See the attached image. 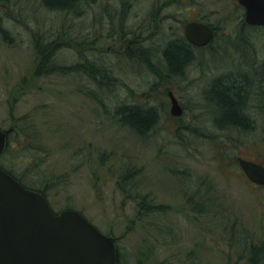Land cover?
I'll return each instance as SVG.
<instances>
[{"label": "rangeland", "instance_id": "rangeland-1", "mask_svg": "<svg viewBox=\"0 0 264 264\" xmlns=\"http://www.w3.org/2000/svg\"><path fill=\"white\" fill-rule=\"evenodd\" d=\"M51 1L0 0V127L19 132L0 163L28 185H49L55 211L80 210L116 237L117 264H264V249L261 259L251 253L264 243V185L237 162L264 163V26L241 25L236 0H188L187 14L218 34L173 75L161 65L165 38L147 39L146 30L138 48L159 43L149 62L123 57L155 0H80L70 9ZM39 46L56 68L40 63ZM86 53L108 74L85 75ZM230 73L247 84L249 130L215 123L210 85ZM127 104L153 107L142 134L122 122ZM221 152L233 156L223 172Z\"/></svg>", "mask_w": 264, "mask_h": 264}, {"label": "water", "instance_id": "water-1", "mask_svg": "<svg viewBox=\"0 0 264 264\" xmlns=\"http://www.w3.org/2000/svg\"><path fill=\"white\" fill-rule=\"evenodd\" d=\"M244 7V22L264 26V0H238ZM189 41L204 45L213 30L203 23L188 22ZM170 112L182 108L170 93ZM8 130L0 129V153ZM247 178L264 185V165L238 156ZM115 237L100 231L80 211L55 213L45 196L20 184L0 167V264H116Z\"/></svg>", "mask_w": 264, "mask_h": 264}, {"label": "trees", "instance_id": "trees-1", "mask_svg": "<svg viewBox=\"0 0 264 264\" xmlns=\"http://www.w3.org/2000/svg\"><path fill=\"white\" fill-rule=\"evenodd\" d=\"M78 2V0H52L50 2V7L60 6V9H70L72 8L73 2ZM79 3V2H78ZM48 5V6H49ZM57 8V7H56ZM1 30V27H0ZM3 30V29H2ZM40 63L44 62L46 56L42 51L38 52ZM45 57L43 60L42 56ZM165 58L169 64L171 69H178L182 62H185L188 58L187 50L177 47V46H169L166 48L164 52ZM37 72V69H36ZM245 80H242V76H234L228 75L226 77L216 78L213 83L210 85L209 89V98L217 107L216 116L214 118L215 123L219 125V127L223 126H231L236 130H249L253 127L252 121L248 118V113L246 111L247 102H248V89L246 87ZM127 110L126 113L122 117V122L131 126L136 132L143 133V130L148 129L147 127L151 125L153 120L154 112L153 107H143L142 105H131L127 104L124 106ZM19 133L16 128L13 129V133ZM9 140V139H8ZM9 149V144L6 142L5 150ZM4 150V151H5ZM228 159V163H225V160ZM252 160H256L253 158H249ZM219 170L223 172L225 168H229L232 166L233 156L225 154L224 152L219 153ZM26 161V160H25ZM257 161V160H256ZM34 161H26L25 163L33 164ZM37 164H34V167ZM0 166L5 169L10 174H13L17 177L18 180L21 181L19 176L14 174L10 169H8L4 164L0 163ZM25 187L34 188L36 191H40L45 196H47L46 190L49 189V185L39 187V185L28 186V184L21 181ZM206 190H204L203 202L206 203L208 200L206 198ZM201 203H197L196 207L199 209V205ZM200 210V209H199ZM264 249V243H260L259 246L251 245L252 255L255 257H261L260 254ZM261 259V258H260Z\"/></svg>", "mask_w": 264, "mask_h": 264}, {"label": "flooded vegetation", "instance_id": "flooded-vegetation-1", "mask_svg": "<svg viewBox=\"0 0 264 264\" xmlns=\"http://www.w3.org/2000/svg\"><path fill=\"white\" fill-rule=\"evenodd\" d=\"M178 2L176 3H171L172 0H155L153 1L152 8L150 11V16L148 17L147 21L145 22L144 19H142L144 22L142 23L143 25H141L140 27L137 28H133V32L136 31V37L135 40H131L129 43H126L125 45V49H124V53H123V57L126 58L127 60H135L136 62H145V59L147 62H149L148 57H143V56H139V52L140 51H146L149 54H151V47H153L155 49L156 44H159L157 42H155V40L150 43V46H148V51L145 49H141L138 48L139 45L136 44L139 41V38L143 36V32L144 30H146V35L145 38L147 39H155V37H164L165 38V44H159V45H163V48H160L161 50V58H162V63L161 65L163 67H165V71L167 72V74H179L182 71V68L185 67L188 63H190L193 59V51L196 49H201V48H206L209 47L214 40L216 39V36L218 34V28L217 26H215L213 23L205 20L204 18H202L201 16L198 15H189L187 14V4H188V0H176ZM237 1V0H236ZM122 5H121V9L119 12H117V16H120L126 12V7L124 5V3L121 1ZM158 3H162V4H158ZM171 7L173 8V10H171ZM240 9H241V16H242V20L240 21L241 25L245 26L244 20H243V15H244V8L239 5ZM198 5L195 4L194 5V9H197ZM184 12H186L184 14ZM143 18V17H141ZM188 22H198V23H203L206 24L207 26H209L212 30H213V37L212 39L204 44V45H196L194 43H192L191 41H189L186 37L185 34V27L186 24ZM156 29H158L156 31ZM123 32V30H122ZM132 32V31H130ZM54 39L52 41V43H54ZM142 46V45H140ZM169 46H177V47H181L185 50H187L188 52V56L190 57L189 59L187 58V60L185 62H182L181 65L179 66L178 69H171L169 67V64L165 58L164 52L166 50V48H168ZM39 46V50L42 51L44 53L46 57V59L42 56L43 60L45 59L44 62H46L45 68L48 69V67H50L51 69L56 68L57 66H54L52 64L55 63L53 56L50 55V53L48 54V52L43 48ZM46 47V46H45ZM49 47L47 46L46 49H48ZM138 48V49H137ZM91 49V48H90ZM157 49V48H156ZM155 49V50H156ZM160 54V53H159ZM158 54V55H159ZM85 62L82 61V67L84 70V74L89 76V78H93V77H98V75L101 76H105V73L108 74V66L104 65L103 69H93L92 66L90 65V61H91V57L88 53L85 54ZM151 56V55H150ZM49 57V58H48ZM150 58V57H149ZM52 63V64H51ZM43 64V62H42ZM81 66V64L79 65V67ZM49 73V71H46ZM164 73V72H163ZM170 93L177 99L178 103L180 104V106L182 107L183 110V106L179 100V98L174 94V92L172 90H168L167 91V96L169 98V102H170ZM16 128L14 125H10L8 128L6 129H10V132L7 134V141L9 139V136L13 133V129ZM22 181V180H21ZM29 187L32 185H28ZM33 187V186H32ZM34 189V188H31Z\"/></svg>", "mask_w": 264, "mask_h": 264}, {"label": "bare ground", "instance_id": "bare-ground-1", "mask_svg": "<svg viewBox=\"0 0 264 264\" xmlns=\"http://www.w3.org/2000/svg\"><path fill=\"white\" fill-rule=\"evenodd\" d=\"M78 2H80V0H78ZM76 3L75 1L73 2V4H72V8H76L77 7V5L79 4V3ZM150 55L151 54H149L148 52H146V51H140L139 52V56H143L144 58L145 57H148V59H149V57H150ZM190 57L188 56V59H189ZM145 62H147L146 61V59H145ZM219 75H221V74H219ZM230 75H232V73H230ZM220 78V77H219ZM250 106L248 105V103H247V108H246V110L249 108ZM198 191V190H197ZM199 193V192H198Z\"/></svg>", "mask_w": 264, "mask_h": 264}]
</instances>
